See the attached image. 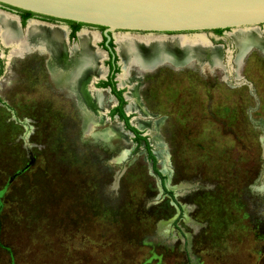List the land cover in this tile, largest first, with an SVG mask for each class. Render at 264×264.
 Listing matches in <instances>:
<instances>
[{
	"label": "rangeland",
	"instance_id": "374dc122",
	"mask_svg": "<svg viewBox=\"0 0 264 264\" xmlns=\"http://www.w3.org/2000/svg\"><path fill=\"white\" fill-rule=\"evenodd\" d=\"M232 31L223 70L130 68L154 164L109 93L81 111L45 52L0 45V264H264V54L236 74Z\"/></svg>",
	"mask_w": 264,
	"mask_h": 264
},
{
	"label": "bare ground",
	"instance_id": "6f19581e",
	"mask_svg": "<svg viewBox=\"0 0 264 264\" xmlns=\"http://www.w3.org/2000/svg\"><path fill=\"white\" fill-rule=\"evenodd\" d=\"M258 28L259 26L238 28L228 34L235 48L234 72L236 74L241 59L250 48H255L264 54V31ZM66 35L67 31L63 27L44 25L34 21L28 22L25 28L20 30L14 17L0 12V40L10 49L7 57L31 52L34 49L45 52L48 55L47 67L50 73L61 76L62 86L75 97L80 110H90L99 118L98 107L101 103L102 91L93 89L90 92L89 90L90 84L104 75L101 62L104 56L94 48L98 36L94 32L81 30L77 33V44L69 47L66 44ZM113 41L121 68L119 79H117L118 87L127 89L124 95L128 102L126 111L144 119L148 117V114L142 108L136 94V84L140 76H130L131 67L145 70L162 64L178 65L195 60L211 67L224 69L220 62V47L212 46L204 34L190 36L115 34ZM60 76L57 77L60 78ZM132 122L137 128L145 126L137 118H133Z\"/></svg>",
	"mask_w": 264,
	"mask_h": 264
},
{
	"label": "water",
	"instance_id": "95a60500",
	"mask_svg": "<svg viewBox=\"0 0 264 264\" xmlns=\"http://www.w3.org/2000/svg\"><path fill=\"white\" fill-rule=\"evenodd\" d=\"M0 5L59 21L102 27L108 40L109 33L116 31L181 35L264 25V0H0ZM16 22L20 30L24 29ZM0 45L8 48L1 40ZM113 51L120 66L115 46ZM138 79L139 97L142 74ZM126 106L123 110L128 114Z\"/></svg>",
	"mask_w": 264,
	"mask_h": 264
},
{
	"label": "flooded vegetation",
	"instance_id": "af4514ba",
	"mask_svg": "<svg viewBox=\"0 0 264 264\" xmlns=\"http://www.w3.org/2000/svg\"><path fill=\"white\" fill-rule=\"evenodd\" d=\"M0 12L14 17L15 20L18 21V23H19L21 28H25L27 23L30 22V21H34V22H37V23H40V24H44V25H49V26L64 27L66 29V31H67V35H66V39L65 40H66V44L69 47L72 46L74 42H76L75 38L77 39V35H76L77 32L83 30L84 28L85 29L86 28L87 29H97V31L99 32V34H98L99 37H98V40L94 44V48L96 49V51L98 53L104 54V58H103V60H101V62L103 64V70L102 71L104 73L103 76H105V78L102 79V77H103L102 76L99 79H97L98 81L96 80L97 82L91 83L90 86H89V90H90V92H92L93 89H96V90L103 89V91H106L107 93H109L110 96L117 101L116 97L112 93L111 87L109 85L103 87V85H102L103 83H105V82L107 83L109 81L110 74L113 72L115 67L118 66L117 61L113 60V56L111 54V50L113 49V48H111V44L114 45L113 44V35H112V33H109L110 40H108L105 37V35H104L105 28L100 29V28L93 27V26H83V27H81L79 30H77L75 32L74 37H73L72 36L73 28H72V26L70 24L66 23L65 21H59V20H55V19H51V18L39 16V15L24 16V14L21 13L19 10H15V9H12V8H9V7H6V6H1V5H0ZM17 26H18V24H17ZM261 26H264V25H261ZM228 30H231V29H224L220 33L216 32L215 30L210 31L211 34L207 35V37L209 39V40L207 39L208 42L210 44H212V46L215 45L214 43H216L217 41H221L222 40V35H224V31H228ZM206 32H209V31H206ZM129 33H136V35H134V36H138V34H141L139 32H129ZM196 33H198V32H196ZM185 34L190 36L192 34L194 35L195 32H186ZM141 35H145V34L143 33ZM149 35H151V34H149ZM219 45L222 48V51L226 52V50L224 48L225 46L223 44H219ZM220 52H221V50H220ZM104 60H105V62L103 63ZM116 74L117 73H114V76ZM113 81H115V78L113 79ZM92 85H93V87H92ZM100 102H101V97H100ZM117 105H118V101H117ZM110 113H111V111L109 112V114ZM112 117H117L119 119L118 115H116V114L114 116H112ZM133 137H134V135H133Z\"/></svg>",
	"mask_w": 264,
	"mask_h": 264
},
{
	"label": "trees",
	"instance_id": "16d2710c",
	"mask_svg": "<svg viewBox=\"0 0 264 264\" xmlns=\"http://www.w3.org/2000/svg\"><path fill=\"white\" fill-rule=\"evenodd\" d=\"M20 12L23 13L24 16H32V15H34V14L26 12V11H20ZM65 22L72 26V28H73L72 36L73 37H74V34H75V32L77 30H79L83 26H87V25H84V24H81V23H75V22H70V21H65ZM97 28L103 29L102 27H97ZM215 31L220 33L222 30H215ZM111 48H114V45L111 44ZM111 54L113 56V60L118 61L113 49L111 50ZM118 71H119V68L115 67V69L113 70V72L109 76V81L107 83L105 82V83L102 84L103 87L108 86V85L111 87L112 93H113V95L116 97V99L118 101V105L111 110L110 115L111 116H114L115 114L118 115L119 120L124 124V127L134 135V139H133L134 142L140 143V142L143 141L145 143V147H146V150H147L148 157H149V159L152 160V163L154 164L155 163V158L151 154V149L149 147V144H148V141H147V137L142 136L141 132L139 130H137L136 128L132 127L129 124L130 123L129 122L130 121V117L127 116L124 113L123 108L125 106V100H124L123 95H122L123 92L116 88V82L113 81L114 73H118Z\"/></svg>",
	"mask_w": 264,
	"mask_h": 264
}]
</instances>
